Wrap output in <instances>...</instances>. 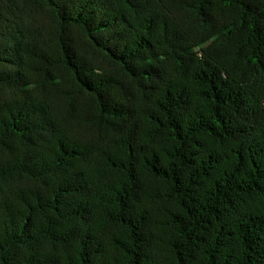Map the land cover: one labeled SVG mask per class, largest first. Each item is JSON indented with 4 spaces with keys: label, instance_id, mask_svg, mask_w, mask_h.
Returning <instances> with one entry per match:
<instances>
[{
    "label": "trees",
    "instance_id": "obj_1",
    "mask_svg": "<svg viewBox=\"0 0 264 264\" xmlns=\"http://www.w3.org/2000/svg\"><path fill=\"white\" fill-rule=\"evenodd\" d=\"M0 264H264V0H0Z\"/></svg>",
    "mask_w": 264,
    "mask_h": 264
}]
</instances>
